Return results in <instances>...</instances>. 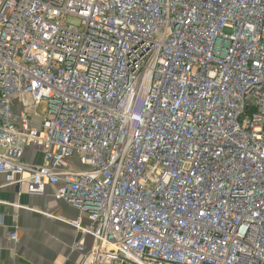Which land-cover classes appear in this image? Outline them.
I'll list each match as a JSON object with an SVG mask.
<instances>
[{
  "label": "built area",
  "instance_id": "built-area-1",
  "mask_svg": "<svg viewBox=\"0 0 264 264\" xmlns=\"http://www.w3.org/2000/svg\"><path fill=\"white\" fill-rule=\"evenodd\" d=\"M0 176L83 264H264V0H0Z\"/></svg>",
  "mask_w": 264,
  "mask_h": 264
},
{
  "label": "crops",
  "instance_id": "crops-1",
  "mask_svg": "<svg viewBox=\"0 0 264 264\" xmlns=\"http://www.w3.org/2000/svg\"><path fill=\"white\" fill-rule=\"evenodd\" d=\"M25 158L37 165L42 154L29 149ZM3 181L0 176V185ZM55 193L54 187L44 196H30L26 189H0V264H83V255L72 253L71 247L80 241L90 250L94 241L64 221L87 220L77 208L56 200ZM13 232H18L19 243L10 241Z\"/></svg>",
  "mask_w": 264,
  "mask_h": 264
},
{
  "label": "rangeland",
  "instance_id": "rangeland-1",
  "mask_svg": "<svg viewBox=\"0 0 264 264\" xmlns=\"http://www.w3.org/2000/svg\"><path fill=\"white\" fill-rule=\"evenodd\" d=\"M38 111H39L40 115H43V114H46L47 108L44 105H42V107H40L38 109Z\"/></svg>",
  "mask_w": 264,
  "mask_h": 264
}]
</instances>
